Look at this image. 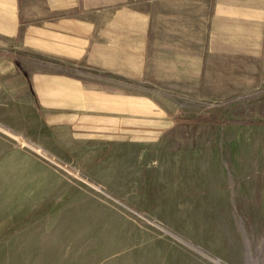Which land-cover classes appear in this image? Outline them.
I'll use <instances>...</instances> for the list:
<instances>
[{"label": "crops", "instance_id": "1", "mask_svg": "<svg viewBox=\"0 0 264 264\" xmlns=\"http://www.w3.org/2000/svg\"><path fill=\"white\" fill-rule=\"evenodd\" d=\"M262 39L264 0H0V50L17 44L116 81L59 72H11L12 61L0 55V112L12 104H28L46 130L66 132L73 142L108 146L122 164L115 171L121 179L111 189L152 214H200L189 211L206 204L192 194L197 188L187 177L203 175L209 137L227 129L200 127L197 135L189 127L204 115H183L179 107L187 98L202 100L205 88H217L215 94H220L229 81L235 82V71L244 70L239 65H208V55H234L247 46L259 47L261 53ZM142 85L160 90H134ZM34 141L29 143L42 148L38 137ZM155 151L163 153L162 160L150 154ZM156 167L163 168L168 180L127 178L129 169L132 175L147 176V169ZM225 183L226 178L215 181ZM213 200V208L229 210L217 214H247L251 208L240 198ZM96 209L68 215L69 219L49 214L46 222L38 219L23 227H87L89 214L96 221L93 227H107V209Z\"/></svg>", "mask_w": 264, "mask_h": 264}, {"label": "rangeland", "instance_id": "2", "mask_svg": "<svg viewBox=\"0 0 264 264\" xmlns=\"http://www.w3.org/2000/svg\"><path fill=\"white\" fill-rule=\"evenodd\" d=\"M259 49L247 46L234 55H208V65H239L244 70L235 71V82L229 81V88H221L219 96L217 88H205L202 100L195 103L187 98L179 107L183 115H204L189 127L197 135L200 127L227 129L209 137L203 175L187 177L197 188L192 194L206 204L189 211L200 214L154 215L125 197L145 216L130 214L73 178L72 172L78 171L112 190L121 179L116 165L122 164L108 146L73 142L66 132L46 130L28 104H12L0 112V264H264V39L261 53ZM0 55L12 61L11 72L81 74L103 83L116 82L106 74L67 65L17 44L1 49ZM134 90L148 94L160 89L142 85ZM37 137L42 148L29 143ZM150 154L163 159L161 151ZM185 163L183 159L181 164ZM129 171V180H168L160 167L147 169V176ZM57 178L61 182L50 183ZM218 178H226L228 183L215 184ZM220 197L244 199L251 208L245 210L247 214H217L229 211L211 206ZM95 207L97 213L107 209V227H93L96 221L90 214L87 227H23L38 219L46 222L49 214L69 219L68 215ZM110 211L118 218L110 216Z\"/></svg>", "mask_w": 264, "mask_h": 264}, {"label": "built area", "instance_id": "3", "mask_svg": "<svg viewBox=\"0 0 264 264\" xmlns=\"http://www.w3.org/2000/svg\"><path fill=\"white\" fill-rule=\"evenodd\" d=\"M46 155L47 154H45L44 156H46ZM72 174H73V178L83 182L84 184L88 185L89 187H92L94 190L99 192L105 198L113 201L117 205H120L124 209L128 210L130 212V214H133V215H135L137 217H142V216L144 217L145 216L139 210H137V209L133 208V206L129 205L126 202V200L124 198L120 197L119 194L116 193L115 191H112V190L104 187L99 182H96V181L92 180L91 178H89L87 176L80 175V173H78V171L77 172L76 171L72 172Z\"/></svg>", "mask_w": 264, "mask_h": 264}]
</instances>
